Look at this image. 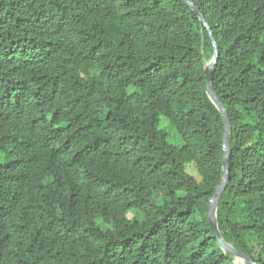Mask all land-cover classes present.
Wrapping results in <instances>:
<instances>
[{
	"label": "trees",
	"instance_id": "16d2710c",
	"mask_svg": "<svg viewBox=\"0 0 264 264\" xmlns=\"http://www.w3.org/2000/svg\"><path fill=\"white\" fill-rule=\"evenodd\" d=\"M189 1L231 127L217 225L264 264V0ZM212 52L182 0H0V264H237Z\"/></svg>",
	"mask_w": 264,
	"mask_h": 264
},
{
	"label": "water",
	"instance_id": "95a60500",
	"mask_svg": "<svg viewBox=\"0 0 264 264\" xmlns=\"http://www.w3.org/2000/svg\"><path fill=\"white\" fill-rule=\"evenodd\" d=\"M186 4L189 5V7L193 10V12L196 14L198 19L203 23L205 28L207 29L211 44H212V55L206 62L204 66V76H205V82H206V94L210 101L215 105L217 110L220 112L222 120H223V137H222V149L224 151L223 159H222V171L223 175L219 181V184L217 185L213 195L209 199L208 202V210H207V222L209 225V228L213 235L216 237L220 247L227 253L232 254L234 257V261L237 260L238 264H262L259 262L253 261L249 256L246 254L236 250L231 244L227 243L221 236L217 221H216V208H217V202L219 199V196L226 184L227 181V173H228V139L230 134V124L228 121L227 113L225 111V108L221 101L219 100L217 94L215 93L213 86L211 84V75L214 69V64L217 57V46L215 43V40L213 38V35L211 33V30L207 23L204 20L203 15L199 12L198 8L195 7L193 3H191L189 0H182ZM236 262V261H235Z\"/></svg>",
	"mask_w": 264,
	"mask_h": 264
},
{
	"label": "rangeland",
	"instance_id": "374dc122",
	"mask_svg": "<svg viewBox=\"0 0 264 264\" xmlns=\"http://www.w3.org/2000/svg\"><path fill=\"white\" fill-rule=\"evenodd\" d=\"M158 128L166 132V140L174 145V146H179L181 144L180 139L176 135L175 131L173 130L172 127H170L166 121V119L162 116L159 117V123H158ZM128 218L135 217V211L131 210L127 213Z\"/></svg>",
	"mask_w": 264,
	"mask_h": 264
},
{
	"label": "bare ground",
	"instance_id": "6f19581e",
	"mask_svg": "<svg viewBox=\"0 0 264 264\" xmlns=\"http://www.w3.org/2000/svg\"><path fill=\"white\" fill-rule=\"evenodd\" d=\"M235 261H236L237 264L239 263L237 260H235Z\"/></svg>",
	"mask_w": 264,
	"mask_h": 264
}]
</instances>
